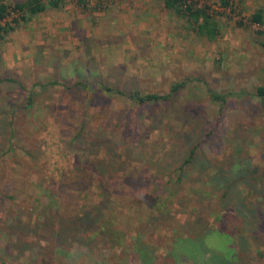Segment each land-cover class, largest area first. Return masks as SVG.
<instances>
[{
    "label": "rangeland",
    "instance_id": "1",
    "mask_svg": "<svg viewBox=\"0 0 264 264\" xmlns=\"http://www.w3.org/2000/svg\"><path fill=\"white\" fill-rule=\"evenodd\" d=\"M190 3L214 12V40L164 0H63L1 34L0 264H113L120 249L103 236L58 238V206L64 220L105 204L97 186L129 175L142 177L136 197L148 194L162 208L168 229L156 231L178 239L170 242L176 249L188 223L205 216L198 209L214 207L212 189L221 196L208 177L244 164L248 178L226 184L228 198L235 201V190L244 203H259L264 231V97L256 93L264 87V23L251 22L264 15V0H229L227 9L219 0ZM101 86L167 100L137 105ZM197 141L194 163L175 172L182 180L166 183L161 174L175 171ZM133 221L118 222L127 244ZM155 247L158 264L198 262ZM245 257L264 264V248L252 245Z\"/></svg>",
    "mask_w": 264,
    "mask_h": 264
},
{
    "label": "trees",
    "instance_id": "2",
    "mask_svg": "<svg viewBox=\"0 0 264 264\" xmlns=\"http://www.w3.org/2000/svg\"><path fill=\"white\" fill-rule=\"evenodd\" d=\"M197 1L205 3L208 0ZM62 2L63 0H48V2L44 4L42 0H27L9 6L3 0H0V39L1 34L13 29L10 24L15 23L16 25L19 21L25 22L27 18L42 13L48 7L57 9ZM219 3L223 8L227 9L230 7L229 0H219ZM164 5L167 9L175 10L186 16L189 20V24H191L192 28L199 36L214 40L219 35L218 25L216 24L217 21L209 5L186 4V0H164ZM251 22L252 24L258 25L264 23L263 13L258 11L253 14ZM262 46L264 48V43ZM100 90L105 93H117L119 96L126 97L137 105L167 100L165 96L160 97L154 94H141L138 91L127 96L121 91H116L110 87L101 86ZM256 93L258 96L264 97V87L258 88ZM214 98L221 99L216 95ZM199 144L200 141H197V143L191 147L185 160L178 167L179 169L176 168L175 171L171 173L163 172V174H161V177L166 179V183H174L182 180L184 175L179 176L176 175L175 172H181L183 166L192 165L194 163L195 150L198 148ZM197 166L203 168V165ZM236 166L237 169L229 171V175H224L223 172L219 170L215 171V175L211 174V176L208 177V180H210L209 183L219 184L224 188H221V196L217 195L219 191L218 188L212 189L210 197H216L214 207L210 205L198 209V211L205 210V216L201 218L196 216L195 221L188 223L189 229L187 233L185 232L184 234L186 239L184 240L183 238L180 240L181 244H178L180 246L176 249H171L170 247V242H173L172 244L175 243L174 238L170 241L169 238L161 233L159 236L156 231V229H168V224L164 222V218H162L164 213L161 211L162 208L158 203L154 201V197L152 198L150 195L143 193V195H138V197H142V203L140 202V205H137L138 207L134 203L138 199V197H136L138 193L135 189L140 187L139 181H142L140 175H136L135 177L132 175L120 178L116 177V180L110 179V183H104L102 181L106 179L100 180L99 184L103 182L104 185H98L97 189L101 190V196L104 197L106 203L104 204V202H102L95 207H88L86 208L88 211H80L77 214L76 212L72 213L62 220L61 214L63 211H59L60 207L58 206V238L62 235L70 237L71 234L74 233L76 236L77 232L89 233L93 238L99 235L103 236L107 239L112 249L116 250L117 247L120 249V255H115V259L109 261H112L113 264H122L127 258L130 260V264H158L156 261L158 258L161 259V257L153 255L151 250V247L155 246L157 248L161 247L162 253H165L164 256L167 258L173 255L179 256L181 259L189 257L193 260V258L197 257V264L203 263V256L208 258L205 264H246L244 261L246 260V251L251 250L252 245L264 248V231L262 232L260 230L262 229L260 228V223L263 213L259 203L255 205L244 203L240 193L235 192V190L232 194L235 201L232 202L228 198V194L232 192L233 188H230V186L226 184L230 183L231 185L232 180L235 179L240 182H246L248 178V167H244V164L241 163H238ZM173 173L179 177L175 179L172 176ZM210 173L213 172L211 171ZM153 188H156V185ZM154 192L155 191H153V193ZM87 193L88 192H84L83 194L85 195ZM189 197H192V195ZM167 198H170V194H168ZM143 200H145L147 204H145ZM113 203L117 207L113 206ZM194 204L197 205L198 203L196 204L194 202ZM163 206L165 207V204ZM210 209L212 210L208 213ZM193 210H195V208H193ZM123 211L129 214H122ZM80 213H82V218L78 217ZM228 214H230L231 217L236 216L235 219L237 222V217H240L239 222L237 223L234 220L227 221L228 219L225 216ZM213 216L215 217L212 219ZM82 219L87 220L81 222ZM126 220H134L132 223L134 225L130 227V230L132 233H136V236L130 238L128 244L126 243L125 235L122 231L117 229V226L120 225L118 222H125ZM65 223H68L70 227L64 229L63 224ZM151 229L154 230L153 233L149 232ZM171 230L176 231L177 228L171 227ZM152 234L158 235V240H156V242L154 239L152 240ZM177 241L178 239H176L175 244H177ZM183 244L184 248H182ZM113 253L115 252L113 251ZM119 258L120 260H118ZM103 260L102 258L101 262H103Z\"/></svg>",
    "mask_w": 264,
    "mask_h": 264
}]
</instances>
